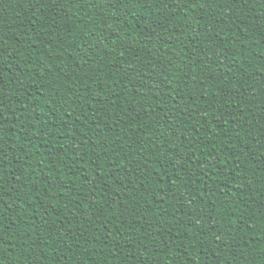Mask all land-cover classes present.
Instances as JSON below:
<instances>
[{
    "label": "trees",
    "instance_id": "16d2710c",
    "mask_svg": "<svg viewBox=\"0 0 264 264\" xmlns=\"http://www.w3.org/2000/svg\"><path fill=\"white\" fill-rule=\"evenodd\" d=\"M0 264H264V0H0Z\"/></svg>",
    "mask_w": 264,
    "mask_h": 264
}]
</instances>
